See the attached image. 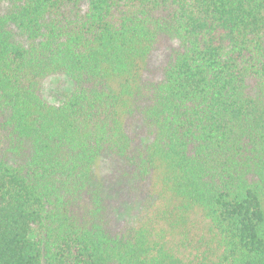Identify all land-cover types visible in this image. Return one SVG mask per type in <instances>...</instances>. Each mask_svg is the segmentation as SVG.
Segmentation results:
<instances>
[{
    "label": "trees",
    "instance_id": "1",
    "mask_svg": "<svg viewBox=\"0 0 264 264\" xmlns=\"http://www.w3.org/2000/svg\"><path fill=\"white\" fill-rule=\"evenodd\" d=\"M0 264H264V0H0Z\"/></svg>",
    "mask_w": 264,
    "mask_h": 264
},
{
    "label": "rangeland",
    "instance_id": "2",
    "mask_svg": "<svg viewBox=\"0 0 264 264\" xmlns=\"http://www.w3.org/2000/svg\"><path fill=\"white\" fill-rule=\"evenodd\" d=\"M71 89L70 84L67 80L61 77H51L44 82L43 85V95L50 101L54 102L57 99H61L65 94H67ZM138 209L133 210L131 213H126L123 222L130 225H139L144 219H139L140 215L138 214Z\"/></svg>",
    "mask_w": 264,
    "mask_h": 264
}]
</instances>
